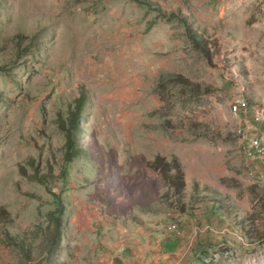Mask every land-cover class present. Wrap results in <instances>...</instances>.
I'll use <instances>...</instances> for the list:
<instances>
[{"label":"rangeland","instance_id":"obj_1","mask_svg":"<svg viewBox=\"0 0 264 264\" xmlns=\"http://www.w3.org/2000/svg\"><path fill=\"white\" fill-rule=\"evenodd\" d=\"M173 73L209 92L163 80ZM80 93L87 151L63 161L54 120ZM263 132L264 0H0V204L21 242L0 232V264H264V153H249ZM156 154L178 159L188 188L231 198L230 225L173 215L145 165ZM243 222L259 239L235 234ZM191 226L213 246L188 247Z\"/></svg>","mask_w":264,"mask_h":264},{"label":"trees","instance_id":"obj_2","mask_svg":"<svg viewBox=\"0 0 264 264\" xmlns=\"http://www.w3.org/2000/svg\"><path fill=\"white\" fill-rule=\"evenodd\" d=\"M191 37H193L191 35ZM163 80L170 84H178L183 88L188 89L193 94L208 93V88L202 87L200 84L193 83L188 78L179 73L168 74L163 77ZM86 96L80 93L78 97L73 101V105L66 107L65 112L58 114L55 118V124L59 130L64 133L63 143V161H71L81 153L83 154L87 150L81 147L77 143L78 134L81 133V126L77 124V119L81 115L82 107H84ZM30 165L32 162L29 160ZM145 165L151 169V171L157 173L165 184V189L162 191L160 198L165 201L167 205L172 207L173 215L175 213L182 215H190L192 217L198 215L199 211L204 207H210L213 210L221 212L227 219L232 216L233 203L231 198L227 195L220 193L214 188L207 185L199 187L197 183H193L190 188L187 187L184 179V171L180 165L178 159L172 156L169 160H166L163 156L158 154L154 155L152 159H147ZM20 171L23 174H28L26 168L20 165ZM32 177L40 183H47L46 176L40 175L35 172ZM220 181L231 186L233 180L230 177H222ZM57 215H54L55 211L49 212L52 227L42 234V240L37 247L41 249L43 253H51L57 243L59 235V227L61 226L59 216L61 214L60 208H56ZM172 215V216H173ZM171 216V217H172ZM246 222L247 218L244 219ZM243 220V221H244ZM13 224V218L10 212L0 204V232L4 239V244L16 246L20 245V240H16V236L9 235L5 227ZM243 226L239 227V231H236L238 237H242L244 240L253 241L260 237L258 228H255L251 223L243 222ZM259 239V238H258ZM257 240V239H256ZM28 261H32L33 257L30 251L25 253Z\"/></svg>","mask_w":264,"mask_h":264},{"label":"crops","instance_id":"obj_3","mask_svg":"<svg viewBox=\"0 0 264 264\" xmlns=\"http://www.w3.org/2000/svg\"><path fill=\"white\" fill-rule=\"evenodd\" d=\"M205 210H210L211 212H210V215H209V219L207 218V221H208V223L207 224H203L202 226H201V228L202 227H204L205 225H213V227L214 228H216V230H217V228H221V227H228L230 224H229V222L228 221H224V220H222V218H226L221 212H219V211H217V210H213L212 208H210V207H204V208H202L200 211H199V213H198V215H196V216H194V218H196V219H198V218H201L202 217V213H204L205 212ZM206 215V214H205ZM184 216H188V215H184ZM190 216V215H189ZM188 216V217H189ZM207 216V215H206ZM190 217H192V216H190ZM186 219V218H185ZM210 225V226H211ZM212 227V226H211ZM209 228V229H212V228ZM191 235H189L188 236V239L186 240V244L188 245V247L190 246L189 245V243H191V245H192V242L194 241L195 242V240L196 239H198V241H203L204 242V244H205V246H209L210 245V247H212L213 246V240L211 239V237L210 236H212V234H214L215 232H206V233H204L205 235H207V236H205V238H204V240H201V238H199V237H197L196 235H195V227L194 226H191ZM215 229H214V231H216ZM198 236H200L199 234H198ZM209 236V237H208ZM181 242L179 241V240H177V238H175V240H172V241H169V242H167V243H165V246L166 247H169L170 249H174V248H176V247H178L179 246V244H180ZM183 244L185 245V242H183ZM183 244H181V246L183 245ZM178 245V246H177ZM174 247V248H173ZM206 247V248H207ZM169 252V254H172L171 253V251H168ZM167 252V253H168ZM167 253H163L162 255H163V257H165L166 256V254ZM176 253V252H175ZM169 257V259L171 258V256H168Z\"/></svg>","mask_w":264,"mask_h":264},{"label":"built area","instance_id":"obj_4","mask_svg":"<svg viewBox=\"0 0 264 264\" xmlns=\"http://www.w3.org/2000/svg\"><path fill=\"white\" fill-rule=\"evenodd\" d=\"M249 153L262 154L264 153V132L259 135V142L252 143L251 142V150Z\"/></svg>","mask_w":264,"mask_h":264},{"label":"bare ground","instance_id":"obj_5","mask_svg":"<svg viewBox=\"0 0 264 264\" xmlns=\"http://www.w3.org/2000/svg\"><path fill=\"white\" fill-rule=\"evenodd\" d=\"M253 143V142H252Z\"/></svg>","mask_w":264,"mask_h":264}]
</instances>
